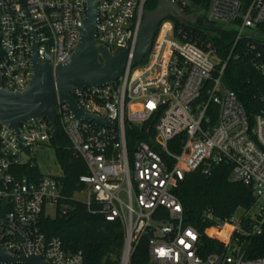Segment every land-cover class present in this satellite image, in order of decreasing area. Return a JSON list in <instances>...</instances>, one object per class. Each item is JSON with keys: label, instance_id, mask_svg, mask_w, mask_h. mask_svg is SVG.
I'll list each match as a JSON object with an SVG mask.
<instances>
[{"label": "built area", "instance_id": "obj_1", "mask_svg": "<svg viewBox=\"0 0 264 264\" xmlns=\"http://www.w3.org/2000/svg\"><path fill=\"white\" fill-rule=\"evenodd\" d=\"M170 1L178 5L184 21L161 19L139 63L128 58L116 80L70 92L84 113L113 125L76 119L66 104L57 102L56 131L58 126L85 167L78 182L87 210L105 220L117 219L123 227L119 264H129L143 236L146 264H264V256L245 254L250 239L264 233V108L246 113L222 75L235 42L264 21V0H208L205 6ZM144 2L96 0V42L108 49L127 47L131 53ZM85 9V0H0L1 88L26 87L33 43L40 61L45 55L52 65L66 61ZM206 24L233 29L225 59L200 39ZM251 65L264 73L260 61ZM259 98L264 104V89ZM135 127L146 140L126 138L127 130ZM54 134L47 119L19 124L17 132L0 124V246L11 255H40L43 264H81L80 250H64L58 237L46 238L38 225L46 206L53 208V215L57 208L65 213L66 205L59 202L64 198L60 179L17 174L21 165H35V149L49 145ZM175 138L177 145L169 148ZM221 163L229 167L227 179L249 187L253 200L234 220L232 215L218 219L205 212L211 225L203 232L219 244L201 255L199 232L183 223L172 189L185 172L210 176ZM208 229L214 235L226 229V234L214 236Z\"/></svg>", "mask_w": 264, "mask_h": 264}, {"label": "trees", "instance_id": "obj_2", "mask_svg": "<svg viewBox=\"0 0 264 264\" xmlns=\"http://www.w3.org/2000/svg\"><path fill=\"white\" fill-rule=\"evenodd\" d=\"M205 6L208 0H193ZM157 0H145L144 8L155 7ZM174 24L178 23L174 21ZM205 30L199 34L200 39L215 49L219 59H225L230 52L234 40V31L230 27L206 24ZM257 60L264 65V21L259 23L252 34L239 37L233 45L230 56L223 69L224 86L231 90L246 113L259 112L264 108L260 101V93L264 89V73H259L251 65ZM135 136L146 140L144 133L135 127L127 130L126 138ZM176 138L169 142V148L177 145ZM173 144V145H172ZM53 149L55 160L59 166L61 193L64 196L59 202L66 205L65 213L57 208L52 217L41 216L39 229L49 238L60 239L66 251L80 250L81 264H119L123 247V227L117 220H105L96 212L87 210L83 200L72 197V193L80 191L83 184L78 176L85 173L82 160L70 150L67 138L57 126L49 145ZM229 167L225 163L217 165L210 176L202 175L198 170L185 172L181 180L172 189L181 204L182 221L199 232V253L201 255L214 250L218 242L203 232L211 222L204 216L212 213L218 219L229 218L236 209H245L252 203L253 197L249 187L240 182L227 179ZM18 175L38 177L41 175L35 165H21ZM59 207V206H58ZM94 207V205H92ZM209 234L211 230H207ZM226 233L212 234L223 237ZM147 238L141 237L134 246L129 264H146ZM248 257L264 256V233L250 239L245 250Z\"/></svg>", "mask_w": 264, "mask_h": 264}, {"label": "water", "instance_id": "obj_3", "mask_svg": "<svg viewBox=\"0 0 264 264\" xmlns=\"http://www.w3.org/2000/svg\"><path fill=\"white\" fill-rule=\"evenodd\" d=\"M85 17L79 37L69 58L52 65L48 55L40 61L32 44L30 73L21 91L0 86V124L17 132L18 125L36 119H47L54 132L56 125L53 107L66 104L71 115L79 120H97L104 125L111 122L101 116L84 113L72 99L70 92L85 85H103L116 80L130 59L139 63L148 52L158 22L166 16L182 22L180 9L170 0H157L154 8L143 11L137 39L131 53L127 47H107L95 40L96 0H85ZM43 264L40 255H11L0 246V263Z\"/></svg>", "mask_w": 264, "mask_h": 264}, {"label": "rangeland", "instance_id": "obj_4", "mask_svg": "<svg viewBox=\"0 0 264 264\" xmlns=\"http://www.w3.org/2000/svg\"><path fill=\"white\" fill-rule=\"evenodd\" d=\"M145 10H148V9L144 8V11ZM34 164L38 168L39 172L44 175H59L60 174V169L55 160L53 149L52 147L48 145L39 146L35 149ZM72 197H75L77 199H83L84 192L75 191L72 193ZM240 211H241L240 208L234 211V213L231 216L233 220L237 218ZM44 215L48 217H52L53 208L46 206L44 210Z\"/></svg>", "mask_w": 264, "mask_h": 264}, {"label": "bare ground", "instance_id": "obj_5", "mask_svg": "<svg viewBox=\"0 0 264 264\" xmlns=\"http://www.w3.org/2000/svg\"><path fill=\"white\" fill-rule=\"evenodd\" d=\"M223 232H225L226 233V229H223L221 232H219V233H223Z\"/></svg>", "mask_w": 264, "mask_h": 264}]
</instances>
